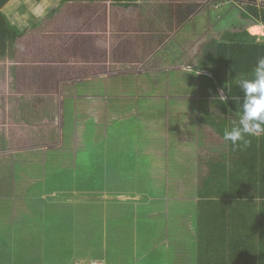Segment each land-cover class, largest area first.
I'll use <instances>...</instances> for the list:
<instances>
[{"label":"trees","instance_id":"1","mask_svg":"<svg viewBox=\"0 0 264 264\" xmlns=\"http://www.w3.org/2000/svg\"><path fill=\"white\" fill-rule=\"evenodd\" d=\"M14 1L0 0V59L7 55L13 59L16 54V40L24 37L29 29L33 28L28 26L30 23L20 18L16 11L14 13L17 17L12 18L19 19L24 26L21 29L1 12L3 7ZM68 1L70 0H59L57 4L59 7H55L50 15L57 13ZM222 2L237 4L240 18L247 23L240 29L225 31L219 41L213 40L206 49V55L213 60L209 66L212 79H209L212 82L217 81L225 97V100L218 104L221 112L213 114V119L210 118L206 123L213 126L214 131L223 139L224 131L231 128L242 111L244 96L239 81L253 79L256 62L264 57V40L257 41L248 32V28L252 26L264 28V0ZM34 13L38 14L36 11ZM255 29L252 27L251 30ZM216 48H219L217 55ZM95 67L76 65L75 69L78 71L74 72L78 75L79 71H82L79 75L85 76L89 73L95 74ZM75 73H72L70 78ZM10 74L12 75L8 78L10 95L7 97V103L0 97V114L7 106L12 123L19 129L13 136L0 132V152L5 150L20 152L0 156V195L2 193L40 195L37 196L40 198L39 201H34L33 204L45 212L40 221L47 225L45 235L47 240L57 241L64 233H70L71 242L77 244L75 247L72 245L69 247V254L73 255L72 264H174L175 255L181 254L183 264L188 260L192 264H264V132L255 136L246 135L245 139L249 141L247 145L241 141L238 146H233L230 141L223 139L227 151L220 161L210 164L211 168L204 179L205 190L201 189L198 209L195 210L196 228L190 231V226L185 227L183 222L180 224L171 219L173 228H183L178 234L173 233L179 235L177 245H180L177 248V245L174 246L170 241L171 234L168 231L165 235L164 233L159 235L162 229L155 228L158 223L168 226L169 217L178 216L177 212L172 209V213L169 211L167 216L162 213L163 215H159L160 218L154 217L149 223L148 219L138 218L141 216L138 214L141 208L137 207L139 209L137 211L136 207L132 206L133 191L123 194L124 186L117 189L110 185L111 179L119 180L126 173L128 177H133V172L138 167L133 156L100 154V149L96 147L100 148L101 145L91 146L81 142L80 145L86 149L88 164L81 163L84 158L79 162L74 151L71 158L73 166L68 169L59 167L58 154L49 153L57 150L51 148L59 139L58 98L52 95L17 96L19 93L15 82V66L10 67ZM2 79L3 74H0V80ZM61 81L72 80L67 73ZM113 83L115 84L114 81H101V84L109 86H114ZM123 89L126 88L119 87V90ZM47 91L54 92V89ZM74 94H79V89L74 91ZM12 137H15V140H11ZM44 146L48 147L47 150H41ZM106 146L113 149L112 144ZM29 148L32 150H28ZM45 153H48L49 157L45 156ZM40 154L43 155V161L37 172L44 173L37 177L36 182L44 178V182L37 183L39 189L41 185H47V191L42 193L38 192L37 187L33 188L32 177L29 173L26 174L33 165L40 163L37 162ZM151 161L152 159L149 165ZM88 166L93 167L89 169ZM18 170L23 171L22 175H16ZM73 174L74 177H71ZM147 186L148 188L135 191L146 196L147 206H144V210L150 211L151 214L150 207L156 204L154 201L166 195V183L161 181L157 187L153 183ZM170 189L172 190V187ZM203 194L206 197L202 200ZM212 194L213 197L210 198ZM121 196L125 200L119 201ZM45 197L55 200L53 206ZM59 198L67 201L60 202ZM208 198L211 200H207ZM57 202L60 204L68 202L69 205H64L68 212L65 211L64 216H59L62 217L61 221L53 219L54 223L51 224L49 221L51 213L57 210L55 207L61 206L56 205ZM115 205L121 210L125 208L128 211L126 217L119 208H114ZM135 221H139L136 227ZM60 223L64 225L59 226ZM154 223L156 226H153ZM163 231L165 232V228ZM182 237L185 241H182ZM164 238L169 239L168 246L161 243ZM192 239L195 245L192 244ZM82 242H86L89 247H83ZM184 242L188 245L185 249ZM54 244L58 246L57 242ZM160 248L166 250L169 257L165 258L159 254L162 250ZM96 252L103 258L102 263L94 260ZM76 254L79 258L75 257ZM46 259V264H59L55 260L52 262L49 257ZM27 263L28 260L25 258L21 262ZM0 264H8V260L0 256Z\"/></svg>","mask_w":264,"mask_h":264},{"label":"crops","instance_id":"2","mask_svg":"<svg viewBox=\"0 0 264 264\" xmlns=\"http://www.w3.org/2000/svg\"><path fill=\"white\" fill-rule=\"evenodd\" d=\"M58 1L15 0L1 9V12L6 17L8 16L11 22L18 24V28L21 29L24 26L19 22V19L12 18L16 16L15 11L21 16L20 18L26 19L30 23L28 26L33 28H27L30 31L24 37L16 40V54L13 59L9 55L0 59V69H2L0 74H3V77L4 75L11 76L10 67L15 66L17 92L21 88L26 89L28 87L30 90L28 89V92L25 93L27 95L56 96L59 105L58 122L61 123L60 131L62 123L65 122L64 115L67 107L73 109V127L76 128L78 103H82L81 113L83 115L93 113L96 109L99 112L97 118L103 117L102 114L107 118L108 115H112L111 112L116 114L119 111L118 109L123 110L122 108H125V105L120 104L121 106H117L116 102L141 104L151 98H156L158 100L163 99L167 103V98L163 95H160L161 97L157 95L150 96L147 92V85L150 87L152 80L157 79L154 77L155 73H167L170 71L175 76H177L176 72L194 74L193 78L187 79L186 86L183 85V81L182 84L175 83L177 81L176 77L173 86L166 83L165 87L167 93L174 91L176 88L180 89V85H183L188 92L176 95L178 92L175 91L176 94L169 96L168 99L173 98L175 101L180 102L177 107L179 116L184 114L186 120L192 118L189 122L193 123L190 128L192 135L189 134V139L192 138L193 144L194 139L195 141L199 140V142L196 143V146L185 147L183 152L185 154H177L176 151L170 154V147H167L166 152H163L159 160H153L151 154L159 155L161 143L151 142L149 147H147V149L151 150L147 154H150L152 159L149 169L152 174H159L158 181H153V185L157 187L161 181H164L166 183V195L154 201L156 204L150 207L152 210L151 214L150 211L144 210V206H147L145 204L147 202L145 195H141L139 191H133V196H131L132 206L136 207L137 211L139 210L137 207L141 208V212H138L141 216L138 218L148 219L149 223L154 217L165 214L168 209L170 213H172V209L177 212V208L181 210L183 204H185L187 212L192 213L188 227L190 226V231H194L197 225L195 210L198 209L201 189L205 190L204 179L209 172V168H211L210 164L214 161H220L227 151L225 141L214 131L213 126H209L206 123L210 118L213 119V114L221 112L218 104L222 100L220 96H224L223 89L217 81L214 80L212 82L209 79H212L209 66L213 60L206 55V49L210 43H213V40L219 41L225 31L242 27L240 22L238 26L228 27L230 25L227 24L225 16L220 15L223 8L228 11L230 9L235 11L234 9L239 10V6L237 4L223 3L222 0H70L60 7L57 13L50 15L51 11L58 6ZM25 3L29 4V7H26ZM40 5L45 12V15L42 16L47 17L40 19L38 23L34 9H39ZM202 10L203 12L208 10L209 13H201L198 16ZM184 13H187V15L184 16ZM238 14L240 18V13ZM194 16L198 18V23L207 24V28H203V35L198 39L187 42L183 46L187 55L184 61L174 66L164 67L161 65L159 67L160 63L165 65V60H159V56L158 60H154V55L165 43L169 42L171 36L177 35L180 30L178 29V21L183 27L187 21H193ZM72 17H74L73 20H71ZM252 27L257 28V26ZM191 33L195 34L197 32L192 31ZM47 42H54L53 45L55 47H51ZM105 42H107V47L104 46ZM218 53L219 48H216L215 54L217 55ZM20 63H22V66H19ZM76 65L91 67L94 65L96 66V72L85 76L79 75L82 73V71H79L77 75L74 72L78 71V69H75ZM67 73L72 81H61ZM72 73L75 74L70 78ZM164 77L162 75L163 81L170 82L169 79ZM5 79L0 80V93L8 80ZM101 81L115 82V84L113 83L114 86L102 84L107 91L105 95L100 94V91L103 90L100 88ZM119 87L130 88L134 93L124 94L119 90ZM51 88L54 89V92L47 91V89L50 90ZM77 89H79V94H74ZM190 91L192 92L190 93ZM197 91H199V94L193 95ZM5 92H7V96L10 95L8 88ZM215 95H218L219 98L215 97ZM185 100L190 102V107L186 112L184 111L183 103ZM88 106L93 109H88ZM152 110L150 108L144 112L149 114ZM156 112L159 111L156 110ZM164 112L165 110L160 112L162 117L166 116ZM130 115L133 116L135 113L132 112ZM63 117L64 120L62 119ZM0 121H5V118H1ZM80 123H84L82 117L80 118ZM164 123L165 119L161 118L159 120V129L164 130ZM163 130H159L158 133L162 134L164 132V135L154 134L153 136L162 137V140L166 141L165 131ZM178 130L185 131L186 125H178ZM186 132L189 133L187 130ZM172 137L174 138V136ZM203 138H205L206 142L202 141ZM189 142L188 140V145ZM182 143L181 139L175 141V149ZM164 144L167 146V141ZM214 145H217V148L211 151L210 149H213L212 146ZM18 152L20 151L16 150L10 154ZM1 154H9V150L1 151L0 156ZM185 157L186 163L183 160ZM133 177H136V174ZM171 187L172 190L170 189ZM204 194L202 200L206 197ZM212 197L213 194L210 198ZM210 198L207 200H211ZM39 199V197L34 195L26 196L13 193L0 195V230L5 228V234L7 228L11 229L14 235L18 234L17 230L20 231L22 228L24 233L33 232L36 234V240L40 241H32L29 244L21 243L20 247L13 249V252L19 254L20 260L8 257L5 250L3 248V250L0 249V252L2 251L0 256H2V259H7L8 264H13L11 261L14 264H21L24 258L28 260L27 264H42L38 253L40 249L39 243L48 251L50 250L58 256H63L59 253V250H63L64 241L60 237H58L59 240L57 241L55 239L47 240L45 236L47 234V225L44 221H40L41 217L39 216V213L44 216L45 212L40 211V208L36 205H31L34 201H39ZM169 204H172V206L169 207ZM55 208L57 210L51 213V218L53 219H60L62 217L59 216H64L65 211L68 212L67 207L64 205ZM135 222L136 227L139 221ZM153 226H156V223ZM14 228H17V230L13 231ZM155 228L167 229V224L163 226L158 223ZM158 234L162 235L163 233L161 231ZM21 236H15L10 243L20 244L19 241L23 240ZM42 238H46V241L44 242ZM165 239L161 243L168 246V243H165ZM192 241V244L195 245L193 239ZM56 242L58 246H54ZM48 257L52 262L55 260L59 264H64V260L55 258L53 254L48 255ZM175 258L174 264H183L182 254L175 255Z\"/></svg>","mask_w":264,"mask_h":264},{"label":"rangeland","instance_id":"3","mask_svg":"<svg viewBox=\"0 0 264 264\" xmlns=\"http://www.w3.org/2000/svg\"><path fill=\"white\" fill-rule=\"evenodd\" d=\"M220 1V0H218ZM26 5L29 4L25 3ZM227 6V5H226ZM110 8V6H109ZM52 9V8H51ZM36 12H38L37 16H36V20L39 22L40 19H45L47 16H42L45 15L44 10L41 9V5L39 7V9H34ZM235 11L231 10L228 11L227 9L223 8L221 9V14L220 15H224L225 19L227 21V24L230 25L228 27L231 26H238V23L240 22L242 27L244 25H246L247 23H242V19L239 18V10L234 9ZM43 12V13H42ZM47 12V11H46ZM159 13V12H157ZM208 14L209 11L205 10L203 12V10L198 14V16H200V14ZM48 14V13H46ZM187 13H184V16H186ZM60 16V14H59ZM197 16V15H196ZM71 17V16H70ZM195 17V16H194ZM74 17L71 18V20H73ZM69 21H71L70 19H68ZM181 20V19H179ZM198 18H194L193 21H187V23L182 27L181 24L178 21L179 27L178 29L179 32L177 33V35L175 36H171L170 40L168 43H165L163 45V47H161L158 52L154 55V60H158V56H159V60L163 59L165 60V65L163 64H159L161 67H169V66H174L182 61H184L187 58L186 52H185V48H183V46L185 44H187V42L189 41H193L195 39H198L200 36L203 35V28H207V24H203V23H198L197 22ZM211 27V25H210ZM183 29V30H182ZM248 32L249 34H251V36L253 38H255L257 41L259 40H264V28L263 27H258L255 30H251L252 27L248 28ZM36 31H40V30H36ZM192 31H195L197 33L193 34L191 33ZM49 43V45L51 47H55L54 42H47ZM53 46H52V45ZM104 46L107 47V42L104 43ZM40 48V47H39ZM182 48V50H181ZM30 50V48H29ZM181 50V51H180ZM19 66H22V63L19 64ZM139 69V68H138ZM136 72H138V70H136ZM162 75H164L166 77V79H169L170 82H167L165 79V81H163ZM175 76L172 72H156L155 76L157 79L156 80H152V84L149 87V85H147L148 89L147 92L148 94L151 95H157L158 97H161L160 95H163L165 98H167V103L163 100V99H156V98H151L148 101L142 102L141 104H137V103H132V102H128V103H121V102H116L117 106H121V105H125V108H122L123 110L118 109L119 111L116 112V114L112 113V115H108L107 118L105 117V115L102 114L103 117L97 118V115L99 114V112L95 109L93 111V113H87L86 115H83V113H81V104L82 103H78V111H77V122H76V128H74V116H72V112L73 109L67 107V109L65 110V122L62 123V127H61V131H60V126L61 123L58 122V135H59V139H58V143L53 144L51 149H57L55 151H52L49 153L51 155L53 154H58V165L59 167L62 166L65 169L70 168V166H73V162L71 161L72 155L75 151L76 153V157L78 159V161L80 162L83 158V160L81 161V163H84L85 165L88 164V157L85 155L86 153V149H84V146H81V142H85L87 143V145H101V147H96L99 150L100 154H108V153H113L114 155H119V154H128L133 156L134 160H136V163H138V167L137 170H135L133 172V174H136V177H128L126 174L123 175V177L119 180L117 179H111L110 180V185L114 188L119 189L121 186H124L125 191H123L122 193L125 194V192L131 193L132 191H136L137 190H143L145 188H148L147 184H149V186H151V184L153 183V181H158L157 178L159 177L158 173L152 174L151 170L149 169V161L151 159L150 154H147L148 152L150 153L151 150L147 149V147H149V141L150 142H160V153L159 155L157 154H151L153 157V160H159L163 154V152H166V148L170 147L169 152L170 154L175 153V151L177 152V154H185L183 153L185 151V147L190 148L193 145L196 146V143L199 142V140L194 139V144L192 141V138L189 139V134L192 135V132L190 130L191 126L193 123H189L191 121V119L186 120V116L184 114H181L179 116V111L177 110L178 105H180L179 101H175V99L171 98L168 99L169 96H174L176 93L175 91L178 92V94H184V93H188L186 91V89L183 87V85H185V83L187 82V79L189 78H193L192 73L189 72V74H181L179 72H176ZM12 76V75H11ZM10 75H4V78H6L5 80H7L9 77H11ZM20 77V76H19ZM164 77V78H165ZM177 77V81L175 83H180L182 84L183 81V85H180L181 88H176L174 91L167 92L166 93V87L165 84H169V85H174V81L176 80ZM147 78V77H146ZM203 80V79H201ZM156 81V82H154ZM150 83V82H148ZM202 83V82H201ZM8 80L6 82V84H4V89L1 90V99L2 101L4 100V102L7 103L8 100V96L6 95L7 92H5V90L7 91L8 88ZM164 86V87H162ZM179 86V87H180ZM186 86V85H185ZM27 87V86H26ZM101 89H103L102 91H100V94H107V91L105 90V86L101 84L100 86ZM30 90V88H21L18 91V95L17 96H21V95H25L26 92H28L27 90ZM194 90V89H193ZM122 93L124 94H132L134 92H132L130 90V88H126L121 90ZM30 92V91H29ZM192 91H190L191 93ZM199 94V91L195 92L193 95L195 94ZM187 95V94H186ZM62 96V95H61ZM184 103V111L186 112L188 110V108L190 107V102L188 100H185ZM121 104V105H120ZM167 104V106H166ZM152 108L153 110L150 111L149 114H145V110H148ZM88 109H93L91 106H88ZM142 109V111H141ZM159 111V112H156ZM162 110H165V115L164 117H162L160 115V112ZM8 107L5 106V108L1 111L0 114V120L1 118H5V121H1L0 122V132H3L4 134H6L7 136H13L15 131H18V126H16L15 124L12 123L11 121V117L10 115H8ZM135 113V115L131 116L130 113ZM170 112V114H168ZM176 113V114H174ZM3 116V117H1ZM80 116V117H79ZM64 117L62 118L64 120ZM83 118L84 123H80V118ZM163 118L165 119V123H164V130L163 129H159L160 125H159V120ZM182 122H184V124H182ZM178 125H186V130L189 132L187 133L186 130L185 131H179L178 130ZM63 128V130H62ZM165 131V138L167 139V146L164 144V142L162 140V137H158V136H154L155 138H152V136L154 134L157 135H164V132L162 134H159L158 131ZM174 136V138L172 137ZM64 137V138H63ZM23 139L25 138L24 136L22 137ZM66 138V139H65ZM182 140L183 143L179 144L178 148L175 149L176 145H174L175 141L178 140ZM11 140H15V137H12ZM189 142V145L187 144ZM163 141V142H162ZM203 142H206L205 138L202 139ZM107 144H112L113 145V149L112 148H107ZM112 147V146H111ZM213 149L212 150H216L217 145L212 146ZM48 147H43L41 150H47ZM219 149V148H218ZM217 149V150H218ZM30 150V148L28 149ZM14 152V150H10L9 153ZM48 153H45V156L49 157L47 155ZM96 154V153H95ZM208 156V154H207ZM99 158V156L96 158V160ZM95 160V161H96ZM183 160H185L184 163H186V157L183 158ZM42 161H43V155L40 154V159L37 160V162H40L38 165H33V167L29 170L26 171V174L29 173V175L32 177V183H33V188H36L38 186V182H44V178H42L40 181L36 182V178L39 177L40 175H42L44 172H37L40 169V166H42ZM94 161V162H95ZM183 166V165H182ZM89 169L92 168L93 166H88ZM148 170V171H147ZM23 171L22 170H18L16 175L20 176L22 175ZM25 173V172H24ZM29 175L27 176V178L29 177ZM43 177V176H42ZM74 177V174L73 176ZM26 179V177L24 178ZM49 185V184H48ZM46 187L47 185L43 184L41 185V188L39 189L37 187L38 192L44 191L46 192ZM112 191V190H111ZM135 191V192H136ZM37 192V193H38ZM113 193L114 190H113ZM127 193V194H128ZM3 194V193H2ZM117 196V194H115ZM40 196V195H37ZM44 196V195H43ZM47 202H51L52 206L53 203L55 202V200L53 199H49L46 198ZM118 199V197H116V200ZM123 200L122 196L119 197V201ZM58 201H67V199L64 198H59ZM1 205V204H0ZM33 206H35L33 203L31 204ZM30 205V207H31ZM56 205H69L68 202L64 203V204H60V203H56ZM172 204H169V207H171ZM186 205L183 204L182 209L180 210L179 208H177V213L179 214L178 216H170L169 217V221H168V226L166 229V232L168 231L170 235V241H172L173 245H177V240H179V235H173V233L178 234L180 232V230L182 231L183 228L177 227V228H173L172 226V220H176L177 222H179L180 224L183 222L184 226L186 227L187 225L190 224L191 221V217L192 214H188L187 210L185 209ZM114 208H119L118 206H114ZM120 209V208H119ZM171 209V208H170ZM42 211V210H40ZM121 213H124V217H126V213L128 211H126V209L124 208L123 210H121ZM168 211L167 210V214H164L165 216L168 215ZM31 212V211H30ZM33 215V213H32ZM39 216L42 217L43 219V215L42 213H39ZM161 216H159L160 218ZM50 223H52L53 218H49ZM57 220H62V218L57 219ZM58 221V222H60ZM63 223H60L59 226H63ZM70 227V226H69ZM17 228L13 229V231H16ZM11 229L7 228L6 233L5 232V228H2L0 230V249H4L5 253L8 255V257H14L15 259L20 260V256L18 253L13 252V249L18 248L21 246L22 244H29L32 241L35 242H40L38 240H36V234H34L33 232H26L24 233L22 231V228L19 230H17L18 234H14L11 232ZM68 232V230H66ZM162 233L165 232L162 230ZM18 235H22V239L20 242V244H11L10 241L11 239L15 238V236ZM182 236V235H181ZM63 241L65 246L63 247V250H59V253L62 254L63 256H58L55 252L52 251H48L47 249H45L42 244L39 243L40 249H39V255H40V260L42 264H46L45 261L47 262V257L48 255L53 254V256L57 259L60 260H64V264H72V260H73V255L69 254V247L72 246H76V243H72L70 240V233H64L61 237H60ZM183 239V237H182ZM80 241V240H79ZM182 241H185V239H183ZM81 242V241H80ZM169 242L168 238L165 239V243L167 244ZM83 247H89L86 242H82ZM180 244L177 245V248L179 247ZM184 249L188 247V245L184 242L183 244ZM66 247V250H65ZM2 249V250H3ZM162 248H160L161 250ZM65 250V252H63ZM175 251L177 252V249H175ZM2 252V251H1ZM69 254V256H68ZM159 254L163 255L165 258L169 257L168 252L166 250H161L159 251ZM68 256V257H67ZM75 256V255H74ZM76 258H79V255L76 254L75 256ZM94 259V258H93ZM102 257L100 256V254H98L96 252L95 255V259L96 261H99V263H102ZM89 260V259H87ZM176 261V258H175ZM89 262V261H88ZM185 264H192V262L190 260H188L187 263Z\"/></svg>","mask_w":264,"mask_h":264},{"label":"clouds","instance_id":"4","mask_svg":"<svg viewBox=\"0 0 264 264\" xmlns=\"http://www.w3.org/2000/svg\"><path fill=\"white\" fill-rule=\"evenodd\" d=\"M253 79H241L239 87L243 92L244 102L237 121L223 133V139L233 146L239 142L249 143L245 136H255L264 132V57L256 62ZM225 100L224 96H220Z\"/></svg>","mask_w":264,"mask_h":264}]
</instances>
